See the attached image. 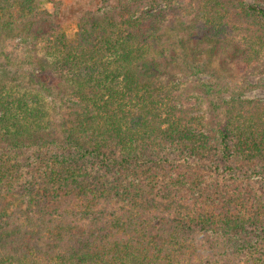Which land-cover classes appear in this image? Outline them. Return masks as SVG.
I'll return each instance as SVG.
<instances>
[{
	"label": "trees",
	"instance_id": "trees-1",
	"mask_svg": "<svg viewBox=\"0 0 264 264\" xmlns=\"http://www.w3.org/2000/svg\"><path fill=\"white\" fill-rule=\"evenodd\" d=\"M51 1L0 0V264H264V0H104L72 35Z\"/></svg>",
	"mask_w": 264,
	"mask_h": 264
},
{
	"label": "rangeland",
	"instance_id": "rangeland-1",
	"mask_svg": "<svg viewBox=\"0 0 264 264\" xmlns=\"http://www.w3.org/2000/svg\"><path fill=\"white\" fill-rule=\"evenodd\" d=\"M60 1V8H59V14L57 17V22L63 27L64 31L68 35H72L76 28V22L79 18V16L89 8H94L98 5H101L104 0H55ZM114 2V0H109ZM42 4L48 8L49 10H52L53 8V1L51 0H42ZM262 7H264V2L260 4ZM16 47L21 48V44H18ZM171 51L174 55V53H180L181 49L178 48V46H175L174 49H171ZM18 53H20V49L18 50ZM175 57H172V60H170V67L173 68L171 70H174L176 77L179 78V80H182L186 82L190 86H194L199 79H207L209 76L206 73H198L193 74L191 71L187 69L186 66H182L179 69V66L174 62ZM188 58L192 59V55L188 54ZM199 59V57H198ZM210 65L212 68H215L217 71L216 73H220L228 83L231 84H237L241 82L242 77L245 78V80H248L251 83L257 82V79L262 76L256 73H247L243 74V72H239L236 70V68H233V66H230L228 63H224L223 59L221 61L220 58H215L211 61ZM224 66L226 69H224ZM25 67V66H24ZM23 67V68H24ZM186 70V71H185ZM264 78V75L262 76ZM53 92L50 94L48 98V102L52 105L58 104V97L57 94H62L63 91L57 92V90H53ZM57 93V94H56ZM244 96L249 98H264V87H251L247 89L244 92ZM257 184L260 182L261 178L260 176H255ZM264 182V181H263ZM261 186V185H260ZM259 186V188H260Z\"/></svg>",
	"mask_w": 264,
	"mask_h": 264
}]
</instances>
